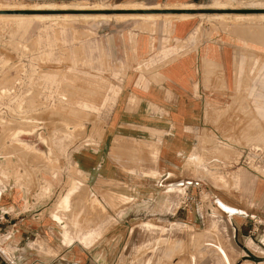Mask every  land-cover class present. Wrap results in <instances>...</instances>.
<instances>
[{
    "label": "rangeland",
    "instance_id": "1",
    "mask_svg": "<svg viewBox=\"0 0 264 264\" xmlns=\"http://www.w3.org/2000/svg\"><path fill=\"white\" fill-rule=\"evenodd\" d=\"M216 2L223 7L219 9ZM251 2L264 0L194 3V12L204 14L199 15L190 35L194 42L169 47L171 42L164 41L159 51L167 57L213 37L233 51L234 86L230 101L223 106H206L197 146L187 163L191 174L183 180L184 189L178 188L176 210L185 211L191 204L202 216L203 225L187 226L168 216L159 219L157 207L138 206L133 216L116 222L110 213L114 208H110L108 199H103L101 225L87 243H82L89 245L101 235L100 264L221 262L222 257L214 255L215 251L222 246L228 251L233 246L224 223L227 212L221 204L229 206L226 200L237 195L241 187L240 199L250 215H261L258 209L262 202L256 201V190L263 191L264 201V116L256 107L264 113V19L209 16L235 13L237 10L232 8L242 9L251 6ZM145 6L177 9L186 5L165 0L158 4L146 0H0L1 157H12L14 152L39 153L37 157L59 165V156L96 137L133 56V38L124 27L155 20L141 18L142 22L132 16L113 15L118 10ZM94 14L110 17L89 18ZM25 162L22 160L21 164ZM86 196V220L90 221L98 203L88 190ZM60 202L61 199L63 216L53 214L60 224L61 220H70L76 230L94 228L83 226L72 202L70 216L66 217ZM66 235L63 234V241L68 242Z\"/></svg>",
    "mask_w": 264,
    "mask_h": 264
},
{
    "label": "crops",
    "instance_id": "2",
    "mask_svg": "<svg viewBox=\"0 0 264 264\" xmlns=\"http://www.w3.org/2000/svg\"><path fill=\"white\" fill-rule=\"evenodd\" d=\"M146 1L158 4L164 0ZM165 1L190 5L210 0ZM192 14L187 19L153 17L144 22L141 18L147 17L126 14L143 23L124 27L133 38V56L119 91L96 137L59 156L61 164H49L37 157L39 153L0 156V264H100L101 235L89 245L82 243L101 225L103 199L114 208L110 213L116 222L133 216L138 206L157 207L159 219L168 216L187 226L203 225L191 204L185 211L176 210L178 188L184 189L183 180L191 174L187 163L197 146L206 106L230 101L234 60L232 49L215 37L167 57L159 53L164 41L171 42L169 47L194 42L190 35L199 14ZM46 78L52 80L50 75ZM256 108L264 116L262 108ZM45 156L50 160L48 153ZM22 160L27 162L21 164ZM87 190L98 203L90 221L86 220ZM240 192L241 187L236 198L225 202L241 211L226 213L224 218L233 246L228 251L218 248L214 255L222 258L214 264H264L263 191L256 190V201L262 203L261 215L255 216L241 202ZM60 199L66 217L72 202L83 226L94 228L82 232L70 226V220L60 224L53 217L55 213L63 216ZM64 233L68 242L63 241Z\"/></svg>",
    "mask_w": 264,
    "mask_h": 264
},
{
    "label": "bare ground",
    "instance_id": "3",
    "mask_svg": "<svg viewBox=\"0 0 264 264\" xmlns=\"http://www.w3.org/2000/svg\"><path fill=\"white\" fill-rule=\"evenodd\" d=\"M232 1V0H231ZM103 2V1H102ZM218 2V1H217ZM216 2V3H217ZM219 3V2H218ZM217 3V4H218ZM252 4H251V6H247V7H244V8H232V9H236V10H247V9H264V3H260V2H256V3H253V2H251ZM193 4H190L189 6H179V8H177V9H193L194 7L192 6ZM213 5H214V3H213ZM221 5V4H220ZM67 6V5H66ZM217 6V5H216ZM215 6V7H216ZM46 7V6H45ZM147 7V6H146ZM217 7H220L219 9H221L223 6L221 5V6H219V4H218V6ZM2 8V7H1ZM1 8H0V11H1ZM48 8V7H47ZM50 8V7H49ZM53 8V7H52ZM82 8V7H81ZM84 8V7H83ZM86 8V7H85ZM5 9V8H4ZM6 9H8V8H6ZM79 9V8H78ZM133 9H135V8H133ZM140 9H150V8H140ZM77 14V13H76ZM81 14V13H80ZM88 14V13H87ZM75 15V14H74ZM132 15V14H131ZM131 15H126V14H118V15H113V17L114 18H126L127 16H131ZM192 15L193 14H186V13H180V14H158V13H138L136 16H135V14H134V16L135 17H147V18H152V17H163V18H179V19H187V18H189V17H192ZM200 16H204V14H199ZM29 16V15H28ZM88 16L89 15H87L86 17L88 18ZM210 17H212V18H214V17H224V16H234L235 18H243V19H254V18H258V19H264V12H262V13H241V12H235V13H216V14H211V15H209ZM10 17V16H9ZM9 17H6V18H9ZM13 17V16H12ZM21 17V16H20ZM31 17V16H30ZM35 17V16H34ZM39 17H43V16H39ZM38 17V18H39ZM44 17H46V16H44ZM71 17V16H70ZM82 17V16H81ZM84 17V16H83ZM86 17H84V18H86ZM91 17H94V18H96V17H101V19H107V18H109L110 16H108V15H102V14H100V15H90V17L89 18H91ZM11 18V17H10ZM26 18H28V17H26ZM73 18H75V17H73ZM76 18H79L78 16H76ZM86 18V19H87ZM170 18V19H171ZM14 19V18H13ZM16 19V18H15ZM18 19V18H17ZM29 19V18H28ZM83 19V18H82ZM254 39V38H253ZM262 40V39H261ZM243 110V109H242ZM20 128V127H19ZM24 129V128H23ZM221 202V201H220ZM218 205V204H217ZM219 206V205H218ZM221 206L223 207V209L221 208V207H219V208H221L222 210H224L225 212H227V213H232V212H240L241 213V211H235L234 209H231L230 208V206H225V205H222L221 204ZM244 214V213H243ZM148 228V227H147ZM73 241H71L70 243H72Z\"/></svg>",
    "mask_w": 264,
    "mask_h": 264
},
{
    "label": "water",
    "instance_id": "4",
    "mask_svg": "<svg viewBox=\"0 0 264 264\" xmlns=\"http://www.w3.org/2000/svg\"><path fill=\"white\" fill-rule=\"evenodd\" d=\"M241 13H262L264 9H247V10H237ZM116 14H138V13H158V14H192L193 9H124L115 11Z\"/></svg>",
    "mask_w": 264,
    "mask_h": 264
},
{
    "label": "built area",
    "instance_id": "5",
    "mask_svg": "<svg viewBox=\"0 0 264 264\" xmlns=\"http://www.w3.org/2000/svg\"><path fill=\"white\" fill-rule=\"evenodd\" d=\"M4 264H11L10 262H8V261H5V263Z\"/></svg>",
    "mask_w": 264,
    "mask_h": 264
}]
</instances>
